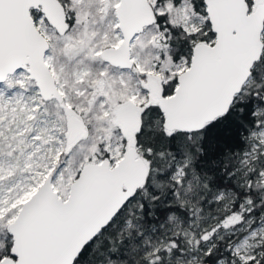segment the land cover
Returning <instances> with one entry per match:
<instances>
[{
	"label": "snow or ice",
	"instance_id": "obj_1",
	"mask_svg": "<svg viewBox=\"0 0 264 264\" xmlns=\"http://www.w3.org/2000/svg\"><path fill=\"white\" fill-rule=\"evenodd\" d=\"M0 264H264V0H0Z\"/></svg>",
	"mask_w": 264,
	"mask_h": 264
}]
</instances>
